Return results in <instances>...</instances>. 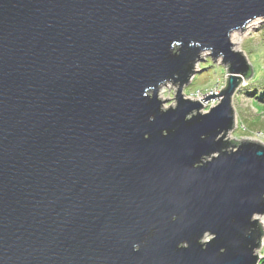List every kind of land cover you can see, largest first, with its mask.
Here are the masks:
<instances>
[{
  "label": "water",
  "instance_id": "water-1",
  "mask_svg": "<svg viewBox=\"0 0 264 264\" xmlns=\"http://www.w3.org/2000/svg\"><path fill=\"white\" fill-rule=\"evenodd\" d=\"M259 18L264 0H0V264H260L264 144L227 138L252 73L229 35ZM204 52L229 75L201 112L182 88Z\"/></svg>",
  "mask_w": 264,
  "mask_h": 264
},
{
  "label": "rangeland",
  "instance_id": "rangeland-1",
  "mask_svg": "<svg viewBox=\"0 0 264 264\" xmlns=\"http://www.w3.org/2000/svg\"><path fill=\"white\" fill-rule=\"evenodd\" d=\"M246 24L242 30H234L229 39L235 51H241L252 68L249 78H242L236 92L232 96V108L235 115L234 128L227 138L235 141L250 139L264 144V20L259 18ZM250 25V26H249ZM232 36V38H231ZM204 52L201 60L196 63L197 72L182 88L183 97L199 100L202 104L201 112H206L217 104L218 98L201 99L209 94L218 93L226 84L229 73L222 65V58L215 60ZM176 85L171 81L161 85L157 96L165 100L163 108L174 105ZM264 232V217L260 218ZM206 239V238H205ZM264 236L258 253L263 256ZM262 260V259H261ZM261 262L260 264H262Z\"/></svg>",
  "mask_w": 264,
  "mask_h": 264
},
{
  "label": "trees",
  "instance_id": "trees-1",
  "mask_svg": "<svg viewBox=\"0 0 264 264\" xmlns=\"http://www.w3.org/2000/svg\"><path fill=\"white\" fill-rule=\"evenodd\" d=\"M249 76H250V74H248L247 77H249ZM261 262H263L262 264H264V252H263V256H262V260H261Z\"/></svg>",
  "mask_w": 264,
  "mask_h": 264
},
{
  "label": "bare ground",
  "instance_id": "bare-ground-1",
  "mask_svg": "<svg viewBox=\"0 0 264 264\" xmlns=\"http://www.w3.org/2000/svg\"><path fill=\"white\" fill-rule=\"evenodd\" d=\"M253 24H254V22L251 21V24L250 25H253ZM232 33H235V31H233ZM231 38H232V36H231ZM198 102H199V100H198Z\"/></svg>",
  "mask_w": 264,
  "mask_h": 264
},
{
  "label": "clouds",
  "instance_id": "clouds-1",
  "mask_svg": "<svg viewBox=\"0 0 264 264\" xmlns=\"http://www.w3.org/2000/svg\"><path fill=\"white\" fill-rule=\"evenodd\" d=\"M134 249V251H135V248H133Z\"/></svg>",
  "mask_w": 264,
  "mask_h": 264
}]
</instances>
